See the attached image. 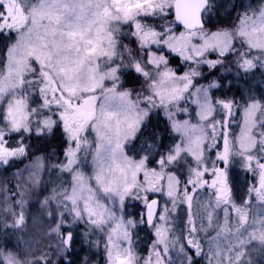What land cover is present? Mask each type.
Here are the masks:
<instances>
[{"label":"snow or ice","instance_id":"6c2138e0","mask_svg":"<svg viewBox=\"0 0 264 264\" xmlns=\"http://www.w3.org/2000/svg\"><path fill=\"white\" fill-rule=\"evenodd\" d=\"M0 264H264V0H0Z\"/></svg>","mask_w":264,"mask_h":264}]
</instances>
